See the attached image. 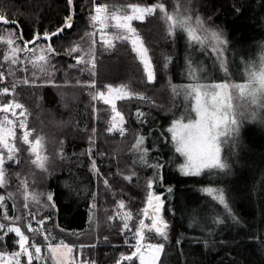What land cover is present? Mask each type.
Returning a JSON list of instances; mask_svg holds the SVG:
<instances>
[{
  "label": "snow or ice",
  "instance_id": "snow-or-ice-1",
  "mask_svg": "<svg viewBox=\"0 0 264 264\" xmlns=\"http://www.w3.org/2000/svg\"><path fill=\"white\" fill-rule=\"evenodd\" d=\"M70 9V14L63 18L61 25L49 32L47 29L41 34L33 31L29 38H25L22 30L16 32L7 31L0 35V42L7 47L3 59L10 61L11 65L22 63L19 53L23 52L28 58V63L32 65L31 75H25L19 80V83L28 85L31 90L51 86L60 88L63 84L69 83L66 73L62 77H57L55 73L60 71L57 64L66 65L68 68L87 71L90 77L95 76L96 72V44L97 40L95 29L99 27V37L102 41V51H113L116 48L115 41H120L121 45L131 44V51L136 54L143 65L146 78H142L140 86L147 89L153 87V92L157 81V68L149 55V48L145 46L143 37L133 21H145L148 17H156L163 21L167 38L173 44V55L176 54L175 45L183 43L184 50L181 58L176 60L175 66L180 69L178 76L180 79H187V83H173L170 77H167L165 84L170 90L172 99L182 97L180 104L173 103L171 107L164 104H157L152 97H149L146 91L132 92L126 91L124 85L114 87L111 83L102 85V88L96 87V79L89 78L83 81V84L94 91L90 92L91 100H103L105 104L111 105L113 113L111 121L106 128L108 133L119 132L124 136L128 131L124 125L126 123L123 112L118 111L115 101L135 97L143 103H147L151 108L158 109L164 114V123L158 122L157 116L153 115L151 109L148 112L136 108L135 118L137 122L143 125H149L148 130L134 132V144L132 151L138 154L135 164H139L141 171L150 170V175L144 178V203L145 207L139 209L138 223L133 227L129 221L132 220V212L126 211L120 214L119 232L124 234L123 243L130 250L126 254L120 252L119 257L114 259L113 264H160L161 254L164 251L163 242H146L149 238L146 232L155 233L163 241L169 240V223L164 218L166 200L168 202L167 211L175 215L172 208V201L169 197H174V185L166 183L165 170L175 169L183 177H202L208 184H223L224 177L234 175V165L239 164L238 149L242 146L244 131L249 128L252 131L264 132V45L260 46L258 58H249V52L241 54L237 50L235 43H231L225 30L215 25L211 17L204 18L193 7L191 0H183L182 4L173 3L171 8L164 0H157L151 4L129 3L126 8L130 11L120 12L110 11L106 3H95L89 0L93 5L87 12V21L91 23L92 32H85L81 40L87 44V50L79 42L71 41L67 49L57 50L50 42L52 37H57L60 42L66 29L73 27V15L71 9L73 0H66ZM244 7L241 4L240 8ZM264 8V3L261 4ZM240 8L233 6V11L239 13ZM81 12L85 11V6L81 5ZM0 23L9 24L6 16L0 14ZM15 23V22H13ZM113 28L109 33L107 30ZM19 41V43H17ZM32 45V47H29ZM23 46V47H21ZM173 55L162 58L160 62V72L166 73L169 64L172 62ZM67 56L75 61L68 65L66 61L57 60V57ZM182 59V63H181ZM56 61V63H53ZM209 61V63H205ZM83 66V67H81ZM27 73L28 68H22ZM9 73L15 75L10 67ZM5 73L0 71V80H3ZM77 85L81 81H75ZM17 82L14 80L10 87H0V186L7 187L9 180L7 169L12 165H19L21 161L22 147H17L16 129H24L22 133V144L27 145V149L35 155L31 161L40 171L39 178L47 181L52 175L54 169L48 157L40 154L42 141L44 137L37 134L34 140L30 139L35 129H29L26 121L27 108L20 103L14 96L11 99H5L10 91L15 93ZM17 109L20 110L17 113ZM95 105H92V112H96ZM11 113V117L9 116ZM130 127V126H129ZM84 132L88 133L87 141L89 147L80 153L73 152L71 156L64 151L63 142L60 143L59 152L53 154V159L68 161L72 156H88L91 171L94 175H101L96 166L95 159H91L95 147L96 129H88L85 126ZM154 133L156 134L154 136ZM150 140V147L147 142ZM167 149V158L166 152ZM154 153V154H153ZM96 156H103V152H96ZM182 158V162H179ZM35 176V172H31ZM18 179L19 190L28 199V181L20 179L19 173H14ZM69 175L72 173L69 169ZM136 177L139 183L140 175L132 170L130 174L123 176V180L132 181ZM115 182V181H114ZM33 186H36V180H33ZM103 184L109 186L108 179L103 180ZM44 190L34 193L31 199L43 210V214L36 220L40 227L34 228L29 222L25 226L29 235L22 231L21 226L16 222L21 219L20 216H9L6 196L0 195V264H32L33 260L40 264H47V257L41 255V242H37V237H42V243L47 247L53 264H95L94 260H81L74 254V250H83L85 247L94 248L96 245H86L76 240L65 242L63 237H79L85 235V231L75 229L68 231L62 228L57 220L60 215V208L57 207L58 201L62 198L65 203L71 198L73 189L63 180L57 187L64 190L63 196L57 194L51 187L44 184ZM163 189V191H159ZM85 199L91 201L87 206L88 215L86 221H93L97 209V193L84 188ZM201 192L207 193L212 202H218L222 208L214 212V217L210 223L205 221L206 227L202 230L215 228L218 225H224L225 221L230 222V226H239L241 221L234 214L230 204V192L226 195L225 187H203ZM79 195V192H76ZM14 193L8 192L7 199H13ZM27 208L28 205L24 204ZM119 208H125V201L119 200ZM191 211V210H190ZM31 219L35 220V214L30 213ZM223 217V218H222ZM145 218L149 223H145ZM114 217L107 216L111 221ZM193 216L189 220V227L192 226ZM50 221L51 227H44L45 222ZM197 226L202 227V222L197 221ZM91 227V224L88 225ZM58 229V235L61 237L58 243H53L51 231ZM14 234L9 237L13 246L12 251H8L6 241L7 234ZM211 237V231L208 232ZM179 241V237L177 238ZM195 240V238H193ZM134 241V242H130ZM104 243H111L107 236L103 237ZM264 243V239L261 241ZM207 248L209 240L203 241ZM18 248V250H17ZM22 258H26L23 260Z\"/></svg>",
  "mask_w": 264,
  "mask_h": 264
},
{
  "label": "trees",
  "instance_id": "trees-1",
  "mask_svg": "<svg viewBox=\"0 0 264 264\" xmlns=\"http://www.w3.org/2000/svg\"><path fill=\"white\" fill-rule=\"evenodd\" d=\"M173 1L164 0L169 8ZM94 2L106 3L110 8L116 4H151L157 0H94ZM191 3L196 12L198 8L201 9L198 12L201 16L211 17L215 25L225 30L230 45L235 43L241 54L248 51L249 58H258L260 46L264 45V8L261 7L264 0H191ZM82 4L85 6L84 12L80 11ZM241 4L244 7L240 8ZM233 6L240 8L239 13L233 11ZM92 7L89 0H73L71 9L73 27L66 29L60 42H57V37H54L51 40L53 47H56L58 51L66 50L71 41H76L87 50V44L80 38L85 32L94 30L91 23L87 21V12ZM0 14L5 15L9 21V24L0 23V35H4L7 31L22 30L24 37L29 38L34 30L41 34L45 29L49 32L53 31L61 25L63 18L70 14V9L66 0H0ZM133 26L143 37L145 46L149 48L152 62L157 68L155 88L158 91L155 93L151 86L147 89L140 86L146 74L136 54L131 51L130 43L122 46L121 42H118L111 52L102 51L101 47L96 46L98 59L94 77H90L87 71L81 72L78 68L72 69L66 65L57 64L60 71H57L55 75L59 78L66 73L69 83L63 84L58 80L62 84L60 88L47 86L34 91L28 85L19 83L25 75L30 76L33 70L26 54H21L22 63L11 65L3 59L7 47L0 42V71L5 73L4 79L0 80V87H10L14 80L17 82L16 92L10 91L5 99H11L14 96L25 105L28 110L26 113L28 128L36 130L30 139L34 140L37 134L44 137L42 155L48 157V162L54 169L47 181L39 178L41 170L31 163L35 155L24 151L28 147L22 144L24 130L17 128L16 144L22 147L20 157L22 162L7 169L6 178L9 184L7 187L0 186V195L6 196L9 216H20L21 219L16 223L26 231L25 226L30 221L33 227L37 228L36 220L43 214V210L31 199L32 194L43 191L44 184H47L57 194L63 196L64 190L58 188L57 184L61 180L65 181L73 189V194L67 203L63 198L58 201L57 207L60 208V215L57 220L60 226L68 231L84 230L86 234L63 238L65 242L76 240L86 245L95 244L94 248L85 247L83 250H74L78 259L94 260L95 264H113L120 252L127 254L130 251L123 243L124 234L118 231L120 220L115 216L113 220H107L108 215L113 216L114 212L119 209L120 199L125 201V206L134 214L135 225L139 218H144L139 215L138 210L145 206L143 182L145 176L150 175V170L143 172L138 163L134 165L133 162L137 160L138 154L130 149L134 144V132H146L149 125L145 124L141 127L137 122L136 108L139 107L144 112L151 109L161 124L164 123V114L135 97L121 99L118 101L117 108L119 107L125 116L124 126L128 128V131L124 136H121L118 131L108 133L106 131L108 121L106 123L97 120L95 112H92V105L96 106L97 101L91 100L90 92L94 90L84 85L83 81L95 78L97 88L111 83L114 87L124 85L132 92L146 91L147 95L152 97L157 104H164L166 107H171L173 103L180 104L182 99V97H177L173 100L165 84L167 77H170L172 82L179 80L177 79L179 68L176 69L175 66L176 60L182 56L179 43L175 45L177 51L173 55V44L167 38L165 25L159 18L148 17L143 22L133 21ZM168 55H173V59L168 71L162 74L159 70L160 62ZM61 59L68 65L75 63L67 56L57 57V60ZM10 67L15 75L9 73ZM22 68H28L29 71L25 73ZM77 79L81 81V84L75 83ZM16 111L20 112L19 109ZM9 116L11 117V113ZM85 126L89 130L93 127L96 129L95 147L91 159H95L101 174L99 176L92 173L88 156H72V159L68 161L53 159V154L59 152L61 142L64 144V151L70 156L73 152L80 153L89 147L88 133L84 132ZM257 133L264 136V132L253 131V134L249 135L250 142L246 139V132L244 133L245 145L242 147L243 153L239 158V164H236L232 177L223 178V184L218 185L215 182L208 184L202 177H183L175 169L165 170L166 183L174 185V197L168 199L172 201L171 206L175 210V215L167 211L169 206L167 200L163 212L164 218L169 223V240L165 242L155 233L146 232L152 242L165 243L160 264H264V243L261 242L264 239V139L260 135L255 136ZM150 140L151 138L147 144H150ZM96 152H103L104 155L96 156ZM165 152L167 158V149ZM179 162H182V158ZM132 170L139 173V183L136 177H133L132 181L123 180V176L130 174ZM30 171L35 172L36 175L29 174ZM14 173H19L20 179L28 181V199H25L24 193L19 190L18 179L13 175ZM170 174L177 175V178L173 179L169 176ZM34 179L36 186L32 183ZM104 179H108L109 186L106 187L103 184ZM206 186H226V195L229 192L231 195L230 204L233 212L241 221L239 226H230V222L226 220L224 225L202 230L206 227L204 222L210 223L214 212L222 208L218 202H212L213 206L209 207L211 198L207 193L200 191ZM84 188L97 193V209L94 220L91 222L86 221L87 206L91 201L84 198L86 196ZM77 191L79 195H76ZM8 192L14 193L13 199H7ZM24 204L28 207L25 208ZM30 213L35 214V220L31 219ZM193 216L195 219L189 227V220ZM197 221L202 222V227L197 226ZM147 223L149 220L146 221ZM89 224L91 227H88ZM44 227L50 228L51 222L46 221ZM209 231H211V237L208 235ZM58 232V229L51 231L52 237H55L52 240L53 243H58L61 238ZM12 236L14 234L11 233L6 236L8 251L13 250L9 239ZM104 236H107L111 243H104ZM38 239L43 244V238ZM205 239L209 240L207 248L203 243ZM0 250L3 249L0 248Z\"/></svg>",
  "mask_w": 264,
  "mask_h": 264
},
{
  "label": "rangeland",
  "instance_id": "rangeland-1",
  "mask_svg": "<svg viewBox=\"0 0 264 264\" xmlns=\"http://www.w3.org/2000/svg\"><path fill=\"white\" fill-rule=\"evenodd\" d=\"M182 2H183V1H180V0H174V1L172 2V4H173V3L182 4ZM126 6H127V5H124V4H116L115 6L110 7L109 10H110V11H117V10H119L121 13L124 12V11H126V10H127V11H130V9H127ZM200 10H201V9L198 8V12H200ZM95 31H96V36H95L94 38L97 40V44H96V46L101 47L102 41H100V37H99V27H98V26H97V28L95 29ZM107 31H108L109 33H111V32L114 31V29L110 27ZM118 42H120V41H115V44H117ZM179 50H180L181 53L183 54V50H184L183 43H179ZM6 52H7V51H6ZM6 52H5V53H6ZM22 53H23V52L19 53V57H20V58H21V54H22ZM181 57H182V56H180V58H181ZM6 62H7V63H10V61H6ZM182 62H183V61H182V59H181V63H182ZM205 63H209V61H205ZM18 64H19V63H18ZM18 64H16V65H18ZM8 67H9V66H8ZM176 69H178V68H176ZM179 71H180V69H179ZM175 73H176V72H175ZM177 79H179L178 82H176V81L174 82V81H173V83H187V82H189L187 79H183V80L180 79L179 76H178ZM125 90H126V91H129V89H128L127 87H125ZM119 100H121V99H117V100L115 101V103H116V107H117V104H118V101H119ZM95 101H96V100H95ZM95 108L97 109V111L95 112L97 120H99V121H101V122H106V123H107V121H108V123H110V121H111V117H112V115H113V113L111 112V105L105 104L103 100L97 99ZM117 110L120 111L119 107L117 108ZM26 121H27V118H26ZM18 128H19V127H18ZM16 130H17V129H16ZM23 130H24V129H23ZM245 132H246V139H247L248 142H250L249 135H250V134H253V131L246 127L244 133H245ZM258 135H260V136L264 139L263 134H261V133H257L255 136H258ZM243 137H244V135H243ZM243 145H245V142H243V143H242V146L238 149V152H239V158L241 157V155H242V153H243V149H242ZM148 146H150V144H148ZM17 147H18V146H17ZM42 150H43V147H42V149H40V154H43V153H44V152H42ZM235 167H236V164L234 165V168H233L234 171H235ZM166 170H167V169H166ZM169 176L173 177V179H176V178H177V175H174V176H173V175L170 174ZM230 177H232V176H230ZM144 207H145V206H144ZM126 211H129V209H128L126 206H125V208H123V209L119 208L118 210H116V211L114 212L113 217L115 216L117 219L120 220V214H123V213L126 212ZM134 220H135V216H134V214L132 213V220L129 221V224H130V226L133 227V230H134V226H135V224H134ZM30 222H31V221H30ZM28 223H29V222H28ZM31 223H32V222H31ZM37 227H40V226L37 225ZM21 229H22V228H21ZM22 231H25V230L22 229ZM25 234H26V235H29V236H30V239H31V233H29V232L26 233V231H25ZM146 236H147V235H146ZM38 238H40V237H38ZM38 238H37V242H39V239H38ZM41 238H42V237H41ZM130 242H134V241H130ZM146 242H152V241H151L150 239H148ZM152 243H154V242H152ZM41 255L44 256V257H47V264H53V261H52L51 255H50V253H49L47 247H46L44 244H41ZM23 260H26V258H22V262H23ZM32 264H40V262H39V261H36V260H33V261H32Z\"/></svg>",
  "mask_w": 264,
  "mask_h": 264
},
{
  "label": "water",
  "instance_id": "water-1",
  "mask_svg": "<svg viewBox=\"0 0 264 264\" xmlns=\"http://www.w3.org/2000/svg\"><path fill=\"white\" fill-rule=\"evenodd\" d=\"M54 37H55V36H53L52 39H53ZM52 39H51V40H52ZM50 42H51V41H50ZM31 46H32V45H29V47H31ZM41 155H42V154H41ZM42 156H43V155H42ZM145 219H146V218H145Z\"/></svg>",
  "mask_w": 264,
  "mask_h": 264
},
{
  "label": "flooded vegetation",
  "instance_id": "flooded-vegetation-1",
  "mask_svg": "<svg viewBox=\"0 0 264 264\" xmlns=\"http://www.w3.org/2000/svg\"><path fill=\"white\" fill-rule=\"evenodd\" d=\"M147 220H148V219L146 218V219H145V223H146Z\"/></svg>",
  "mask_w": 264,
  "mask_h": 264
}]
</instances>
